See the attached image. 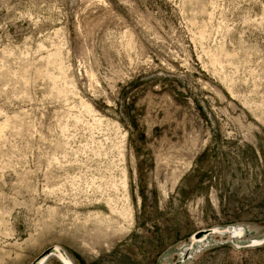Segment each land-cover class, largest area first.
Wrapping results in <instances>:
<instances>
[{
  "label": "rangeland",
  "instance_id": "374dc122",
  "mask_svg": "<svg viewBox=\"0 0 264 264\" xmlns=\"http://www.w3.org/2000/svg\"><path fill=\"white\" fill-rule=\"evenodd\" d=\"M229 226L264 238V0H0V264H176Z\"/></svg>",
  "mask_w": 264,
  "mask_h": 264
},
{
  "label": "water",
  "instance_id": "95a60500",
  "mask_svg": "<svg viewBox=\"0 0 264 264\" xmlns=\"http://www.w3.org/2000/svg\"><path fill=\"white\" fill-rule=\"evenodd\" d=\"M211 234H219V235H230L233 243L238 248H246V247H262L264 246V238L261 239H248V242H243L239 244L234 241L235 238L242 239L244 236H248L247 230L244 227H216L210 230H204L192 237V244L188 246L186 255L183 259L179 260L176 264H183L188 259L189 254L196 248L198 243L206 241ZM52 258H56L62 264H74L70 259L66 251L58 246H54L46 250L42 255H40L34 262L31 264H50V260Z\"/></svg>",
  "mask_w": 264,
  "mask_h": 264
},
{
  "label": "bare ground",
  "instance_id": "6f19581e",
  "mask_svg": "<svg viewBox=\"0 0 264 264\" xmlns=\"http://www.w3.org/2000/svg\"><path fill=\"white\" fill-rule=\"evenodd\" d=\"M214 59V58H213ZM213 61V60H212ZM101 216V215H100ZM97 217V216H96ZM98 221H101V219L99 218V215H98V219H97ZM106 220V219H105ZM110 221V220H109ZM103 223V222H102ZM104 225H105V223H104ZM108 225V224H107ZM109 225H111V224H109Z\"/></svg>",
  "mask_w": 264,
  "mask_h": 264
}]
</instances>
